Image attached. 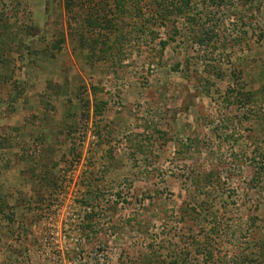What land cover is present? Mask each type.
I'll use <instances>...</instances> for the list:
<instances>
[{"label": "rangeland", "instance_id": "obj_1", "mask_svg": "<svg viewBox=\"0 0 264 264\" xmlns=\"http://www.w3.org/2000/svg\"><path fill=\"white\" fill-rule=\"evenodd\" d=\"M2 199L0 264H264V0H0Z\"/></svg>", "mask_w": 264, "mask_h": 264}, {"label": "trees", "instance_id": "obj_2", "mask_svg": "<svg viewBox=\"0 0 264 264\" xmlns=\"http://www.w3.org/2000/svg\"><path fill=\"white\" fill-rule=\"evenodd\" d=\"M177 10H178V12H183V8L182 7H177ZM4 22H6V21H4ZM7 23V22H6ZM106 25V24H105ZM6 27H8V26H6ZM31 27H29L28 26V28L27 29H29V30H31L30 29ZM3 32V31H2ZM96 40H94V42H95ZM55 47H58V45H55ZM97 103V102H96ZM98 104H104V102L102 101V102H100V103H97L96 105H95V109H94V112L96 113V114H101V112H102V105L100 106V105H98ZM51 142H49V144L48 145H51L50 144ZM40 181H41V184H42V186H43V188H46L49 184H50V181H51V177L50 176H47V175H45V177H43V176H40ZM40 181H39V183H40ZM1 202H4V200L2 199L1 201H0V203ZM5 203V202H4ZM0 210H1V205H0Z\"/></svg>", "mask_w": 264, "mask_h": 264}]
</instances>
